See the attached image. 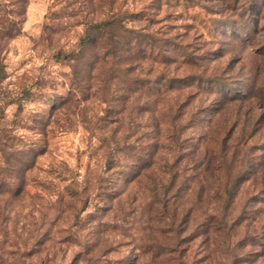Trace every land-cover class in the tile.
Masks as SVG:
<instances>
[{
  "label": "rangeland",
  "instance_id": "obj_1",
  "mask_svg": "<svg viewBox=\"0 0 264 264\" xmlns=\"http://www.w3.org/2000/svg\"><path fill=\"white\" fill-rule=\"evenodd\" d=\"M222 10L220 0H0V264H228L234 252L264 264L263 37ZM152 15L154 50L135 61L123 30ZM183 50L201 58L187 63ZM141 69L224 71L237 100L215 113L221 94L203 82L155 102L135 89ZM177 109L183 138L224 124L231 147L245 128L261 168L231 196L218 181L185 182L160 214L155 173L187 145L167 136Z\"/></svg>",
  "mask_w": 264,
  "mask_h": 264
},
{
  "label": "trees",
  "instance_id": "obj_2",
  "mask_svg": "<svg viewBox=\"0 0 264 264\" xmlns=\"http://www.w3.org/2000/svg\"><path fill=\"white\" fill-rule=\"evenodd\" d=\"M220 1L223 9L221 14L224 17V20L232 19V21H230L231 23L235 20L244 21L245 24L249 23L252 26L250 37H263V40L260 43V52L264 55V34H259V27L264 21V0ZM146 20L147 24L144 25V27L137 29L124 28V34L119 45L121 48L126 49L130 54V51H133L132 53L135 57L134 60H138L139 62L145 59L147 51L152 54L154 50L152 48V42L157 41L153 36L154 33L147 30L156 22L153 15L151 17H147ZM0 23L3 24V21ZM113 24V22H109L108 26ZM107 30L109 34L112 32L111 28ZM262 31L264 32V24ZM108 46L109 49L113 48L111 45ZM175 51L176 48L172 50V52ZM179 55L183 57L187 63L191 64L197 63V60L201 58V56L198 57V55H194L193 53L185 50L180 51ZM159 58L164 64H168L172 60L171 55H168V51L160 54ZM191 66L194 65H190V67ZM225 68H227V66ZM166 73L167 71H162L155 74L141 69L134 81L136 91H139L141 96H147L157 102L160 97L172 92L175 89L190 90L194 83H196L195 86L197 88H202L203 82H206L208 86H204V88H207V93L210 94L215 92L218 95L221 94L218 99L214 100V102L207 107L211 108V110L215 111V113L222 110L232 101L234 102L237 100L234 92L232 93V90L235 91V81H231L232 77L224 73V71L220 75L213 74L207 77L203 74H190L189 76L178 77L175 75L171 76ZM1 79H3V76H1L0 70V81ZM190 94H188V96ZM238 94H240V92H238ZM239 96H245V94L242 93ZM180 107L182 109V106ZM181 114L182 111L180 109H177L176 113L172 114L170 130L167 136L170 137L172 142L171 145L175 144L176 147L179 146V149H181V147L184 149L183 145L187 142L185 147L186 150L176 155H172V158L169 160L164 158V164L161 167L164 170H160L158 171L159 173H155V184L152 191L154 193V202L158 209L157 212H160V214H163L166 211L169 201L174 198L176 193L185 188V182L204 183L206 181H218L219 187H216V192H223L225 195L231 196L232 192H236L245 180H248L253 174L260 171L259 169L261 168L260 161L254 154L257 150L256 146L249 144L247 139L249 135L245 133V128L241 130V133L238 134L237 137H235L233 146L231 147L229 142L235 134L232 126L229 127V125L224 124L223 127L220 126L221 131L219 132L211 129L208 133L195 137L193 136L194 132L192 131L191 134H187V136H184L183 138L182 131L189 128L190 125L189 121L185 122L183 125L179 124ZM193 115L194 114L192 113L191 117ZM157 147V143H155V149ZM157 149L154 151V154L158 153L156 152ZM161 174L163 175L159 176ZM165 175L169 178L168 184L166 185L161 181ZM175 181H181L183 184H177L176 186L174 185ZM259 190L260 192L256 198L264 202V185L263 188H260ZM220 224H222V220ZM222 226H224V224H222ZM236 245L237 248L242 247L243 242L238 241ZM250 255L234 252L231 261H229L228 264H242L243 262L247 263L248 261L251 262L253 259H247L246 257H250Z\"/></svg>",
  "mask_w": 264,
  "mask_h": 264
}]
</instances>
